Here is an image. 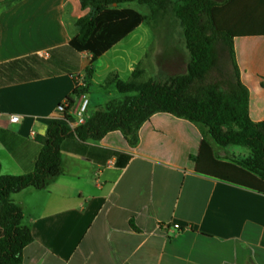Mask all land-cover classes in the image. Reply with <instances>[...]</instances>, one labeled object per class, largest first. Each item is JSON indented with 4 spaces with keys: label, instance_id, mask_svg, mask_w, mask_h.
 Instances as JSON below:
<instances>
[{
    "label": "crops",
    "instance_id": "0c3cea01",
    "mask_svg": "<svg viewBox=\"0 0 264 264\" xmlns=\"http://www.w3.org/2000/svg\"><path fill=\"white\" fill-rule=\"evenodd\" d=\"M88 12L80 0H0L2 175L33 171L48 126L65 124L57 107L76 86L90 95L89 116L120 100L106 85L112 75L127 81L140 67L144 80L165 82L185 73L190 59L179 27L142 24L91 62L70 47ZM233 53L249 118L263 123L264 36L235 38ZM104 58L112 62L100 76L95 64ZM136 138L134 146L120 132L67 140L62 174L12 195L33 238L22 264H264V195L194 170L203 139L223 162L248 159L247 148L220 147L206 127L163 113Z\"/></svg>",
    "mask_w": 264,
    "mask_h": 264
},
{
    "label": "trees",
    "instance_id": "16d2710c",
    "mask_svg": "<svg viewBox=\"0 0 264 264\" xmlns=\"http://www.w3.org/2000/svg\"><path fill=\"white\" fill-rule=\"evenodd\" d=\"M131 3L148 8L150 16L121 8ZM80 6L89 12L76 21L77 35L70 47L78 53H88L91 62L140 25L149 20L153 23L159 15H168L178 24L190 60L184 74L165 82L144 80L139 67L127 81L112 75L106 85L114 86L120 100L93 112L82 126L50 124L41 139L32 172L20 176L0 172V264H22L23 250L33 242L12 195L28 188H44L62 174L61 152L65 141H100L110 133L120 132L134 146L139 128L156 114L206 127L220 147L247 148L251 153L248 159L223 162L214 157L211 146L203 139L193 159L194 170L199 175L264 195V122L254 123L249 118V93L240 82L233 53L235 38L264 36V0H80ZM151 28L155 29L153 24ZM226 49L232 58L234 75L211 80ZM87 72L91 74L90 70ZM85 92V88L76 86L66 100V111ZM65 119L74 120L68 115Z\"/></svg>",
    "mask_w": 264,
    "mask_h": 264
},
{
    "label": "rangeland",
    "instance_id": "374dc122",
    "mask_svg": "<svg viewBox=\"0 0 264 264\" xmlns=\"http://www.w3.org/2000/svg\"><path fill=\"white\" fill-rule=\"evenodd\" d=\"M131 6H132V8L137 10L138 12H141L143 15H145L147 17L150 16V11L148 8H146L144 6H138L137 4H132ZM152 24H153L154 28L162 27V26H170V27H174V29L176 30L179 27L178 24H175L174 22H172V20L169 18L168 15H164V17H160V15H159V16H157V19L153 23L150 22V20H149V22L147 21L145 24H143V27L144 28H146V26L151 27ZM178 29H180V27ZM110 62H112V61L107 60V58H104L103 60H101L95 64L98 75L102 76L104 74L105 64H108ZM233 75H234V67H233V63H232V58L229 55V51L226 49L225 52L223 53L222 57L219 60L217 70H215L211 74V80H213L215 78H222V77L232 78ZM122 78L124 80H127L128 76L123 75ZM96 80L97 81L99 80L98 76L96 77ZM152 80L159 82V80H157V78H155V77H152ZM92 87H93V90L97 89V87L93 83H92ZM89 97H90V95H88V99H89Z\"/></svg>",
    "mask_w": 264,
    "mask_h": 264
},
{
    "label": "built area",
    "instance_id": "2783aa9c",
    "mask_svg": "<svg viewBox=\"0 0 264 264\" xmlns=\"http://www.w3.org/2000/svg\"><path fill=\"white\" fill-rule=\"evenodd\" d=\"M88 106L89 99L86 94H81L79 96L78 102L71 108L70 111H66L67 103L59 105L56 109L57 114L63 118L64 123L68 124L71 128H76L85 124L88 119ZM65 115L71 116L74 120L73 122H68L65 119ZM1 116V114H0ZM19 120L18 116H10L9 121L12 123H16ZM177 229L178 226H175Z\"/></svg>",
    "mask_w": 264,
    "mask_h": 264
}]
</instances>
